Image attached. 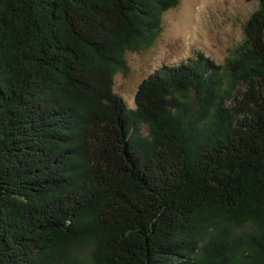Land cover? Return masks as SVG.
<instances>
[{"label": "trees", "instance_id": "obj_1", "mask_svg": "<svg viewBox=\"0 0 264 264\" xmlns=\"http://www.w3.org/2000/svg\"><path fill=\"white\" fill-rule=\"evenodd\" d=\"M114 90L178 0H0V264H264V0Z\"/></svg>", "mask_w": 264, "mask_h": 264}, {"label": "rangeland", "instance_id": "obj_2", "mask_svg": "<svg viewBox=\"0 0 264 264\" xmlns=\"http://www.w3.org/2000/svg\"><path fill=\"white\" fill-rule=\"evenodd\" d=\"M257 0H178L165 10L155 39L137 51H127V73L114 75V90L133 106L142 78L161 64H177L203 52L217 63L243 39L242 23Z\"/></svg>", "mask_w": 264, "mask_h": 264}]
</instances>
